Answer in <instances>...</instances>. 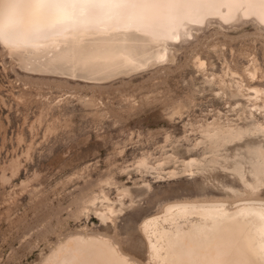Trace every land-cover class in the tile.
<instances>
[{
    "label": "rangeland",
    "instance_id": "rangeland-1",
    "mask_svg": "<svg viewBox=\"0 0 264 264\" xmlns=\"http://www.w3.org/2000/svg\"><path fill=\"white\" fill-rule=\"evenodd\" d=\"M224 27L206 24L168 60L101 80L29 68L0 43V264H40L75 234L106 236L130 260L153 264L145 217L168 201L245 197L218 165L190 174L182 163L209 156L194 146L207 122L264 123V109L249 115L252 91L234 88L238 79L264 90V30ZM246 137L264 144V135Z\"/></svg>",
    "mask_w": 264,
    "mask_h": 264
},
{
    "label": "bare ground",
    "instance_id": "bare-ground-1",
    "mask_svg": "<svg viewBox=\"0 0 264 264\" xmlns=\"http://www.w3.org/2000/svg\"><path fill=\"white\" fill-rule=\"evenodd\" d=\"M246 21L264 30V0H78L70 7L50 0H0V43L29 68L101 80L167 59L175 42L206 24L224 27ZM241 82L234 80L235 91H252L246 96L253 99L249 115L255 119L254 111L264 109V104H255L264 90ZM262 122L255 119L245 127L214 120L205 124L194 146L201 144L209 156L182 160L184 169L191 174L193 167L202 171L218 165L243 184L242 191L229 186L233 195L245 197L234 202L168 201L145 217L139 226L153 264H264V198L256 196L264 185V144L245 140L264 135ZM139 165L147 167L144 159ZM108 211L114 212L112 207ZM40 264L137 263L106 236L75 234Z\"/></svg>",
    "mask_w": 264,
    "mask_h": 264
},
{
    "label": "snow or ice",
    "instance_id": "snow-or-ice-1",
    "mask_svg": "<svg viewBox=\"0 0 264 264\" xmlns=\"http://www.w3.org/2000/svg\"><path fill=\"white\" fill-rule=\"evenodd\" d=\"M50 2L57 3L66 7H70L78 2V0H50ZM111 2L115 3H129L132 0H111Z\"/></svg>",
    "mask_w": 264,
    "mask_h": 264
}]
</instances>
